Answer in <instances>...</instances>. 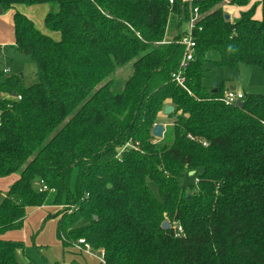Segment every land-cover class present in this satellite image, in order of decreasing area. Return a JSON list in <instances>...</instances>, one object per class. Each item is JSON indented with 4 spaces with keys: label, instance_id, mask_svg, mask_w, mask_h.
Returning a JSON list of instances; mask_svg holds the SVG:
<instances>
[{
    "label": "trees",
    "instance_id": "obj_1",
    "mask_svg": "<svg viewBox=\"0 0 264 264\" xmlns=\"http://www.w3.org/2000/svg\"><path fill=\"white\" fill-rule=\"evenodd\" d=\"M172 2L0 0L2 13L47 6L45 32L13 14L12 49L34 62L32 83L6 76L0 54V178L18 175L0 192V264H23L22 242L4 236L51 192L65 207L51 216L62 249L84 240L104 264H264V90L239 107L223 102V83L203 86L206 65L257 67L264 83V0L234 20L222 4L250 0ZM193 8L183 88L175 41ZM170 20L180 35L161 44ZM129 62L114 94L107 79ZM161 118L170 122L156 139ZM185 173L194 187L178 184Z\"/></svg>",
    "mask_w": 264,
    "mask_h": 264
},
{
    "label": "rangeland",
    "instance_id": "obj_2",
    "mask_svg": "<svg viewBox=\"0 0 264 264\" xmlns=\"http://www.w3.org/2000/svg\"><path fill=\"white\" fill-rule=\"evenodd\" d=\"M251 6L250 2L242 8L238 5H230L227 2L222 4L224 12L231 14L232 19H237L240 15V13L239 15L236 12L234 13L233 8L243 12L244 10H248ZM16 7L21 8L19 11L20 13H24L25 16H29V19L33 20V23L38 30L45 32L44 18L42 16L43 9L41 7ZM238 7L239 9H237ZM8 12L9 11H6L3 14L5 15ZM32 12L35 14H32ZM26 13H28V15ZM190 17V13H188V16H186L187 19L185 18L186 23H182L181 25L182 30L187 31L189 29ZM260 18L261 11L258 9L257 19ZM179 30L180 27L173 25L170 20L168 23L166 40L161 44H168L171 42L175 36L177 37L180 35ZM51 37L57 39L59 36L54 33L51 34ZM7 50L8 60H4L2 62V67H4L3 70L5 69L4 71H6L7 69H12L13 73H23L25 77V85H30L36 71L34 62L29 57L23 56L14 51L11 47H7ZM10 74L11 72L5 73L6 76ZM131 74L132 62H129L125 66L116 69L107 79L112 82V92L114 94H118L122 91L125 82L131 77ZM219 83H223L225 86L223 94L230 89H234L236 92H242V94H261L264 90L263 76L260 69L257 67L239 65L237 70H231L227 68L216 69L206 65L203 80V86L205 89L210 91ZM160 121L162 122L161 125L164 126L165 131L170 120L161 118ZM17 177L18 175L15 174L12 177L0 178V192L5 193L9 187V182ZM178 184L184 188H189L191 186L194 187L196 185V180L194 176H190L189 173H185L183 176L178 178ZM52 197L53 193L51 192L49 193L47 203L44 206L32 209L27 213L23 226L20 230L7 233L4 236L7 239L22 242L23 250L17 253V259L20 263L50 264L55 257L59 255L60 249H62L61 244H59L60 241L57 239L56 235L57 220L51 216L56 215L65 207L51 205ZM92 254L96 257H100V253L96 249H92ZM75 258L78 260V264H88L89 262L90 264H99L89 258L88 261H86V259L80 255L75 256ZM65 260L70 264H77L74 261H69L68 258H65Z\"/></svg>",
    "mask_w": 264,
    "mask_h": 264
},
{
    "label": "crops",
    "instance_id": "obj_3",
    "mask_svg": "<svg viewBox=\"0 0 264 264\" xmlns=\"http://www.w3.org/2000/svg\"><path fill=\"white\" fill-rule=\"evenodd\" d=\"M260 1L261 0H250V3H251V5H253V4H259ZM37 7H41L43 9L42 10L43 11L42 12V16L44 18L45 15L47 14V6L41 5V6H37ZM233 9H234L233 10L234 13L236 12V13H238V15H239V13L242 12L240 10L239 11L236 10L235 8H233ZM237 9H239V7ZM258 9H260V11H261V6L260 7H257L254 18L257 21H260L261 18L260 19H257ZM20 10H21V8L14 7L12 10H9V12L6 13L5 15L2 13L1 16H0V54H1V63L4 60H8V50H7V47H11L12 48L14 46L15 38H14L13 14H14L15 11H18L19 12ZM244 11H246V10H244ZM22 14H24V13H22ZM26 14L28 15V13H26ZM32 14H35V13L32 12ZM228 15L230 17L229 20H234V19H232V15L231 14H228ZM27 17L30 18L29 16H27ZM2 68H4V67H2ZM6 71H7V73L8 72H11V74L10 75H7V76H11V75H22V76H24V74L21 73V72L20 73H18V72L17 73H13L12 69H7ZM231 90H234V89H231ZM14 180L15 179H13L12 181H10L9 184H8V186H10L13 183ZM4 238H6V237H4ZM59 244H61V243H59ZM77 255H80V256L84 257L86 259V261H88V258H89V259L94 260V261L98 262L99 264H101L100 261H99V259H98L99 256L96 257L94 255L85 254L83 252L78 251L74 246H72L69 249H65V250L60 249L59 255H57L55 257V259L52 261V263H50V264H53V263L70 264L68 261L65 260V258H68L69 261H71V262L74 261V262H76L78 264V260L75 258V256H77ZM88 264H90V262Z\"/></svg>",
    "mask_w": 264,
    "mask_h": 264
},
{
    "label": "built area",
    "instance_id": "obj_4",
    "mask_svg": "<svg viewBox=\"0 0 264 264\" xmlns=\"http://www.w3.org/2000/svg\"><path fill=\"white\" fill-rule=\"evenodd\" d=\"M185 2L191 4L197 0H184ZM170 3H173L172 0H170ZM190 21H189V29L186 31L185 34H183L176 42V44L182 46L184 48V53L180 62V67L179 70L174 74L173 79L178 86L184 88L185 84V77H184V72L187 69L188 65L195 60V42L192 37V32L191 29L196 25L197 20L199 19V12L197 8H193L190 10ZM4 73H7V71H4ZM244 98V94L241 92H236L235 90H228L226 91L224 97H223V102L225 104H236L237 101H242ZM20 99V98H18ZM207 146V144H204ZM128 146V144L126 145ZM43 190L46 188L43 187ZM74 247L85 254L88 255H93L92 250L90 246L85 243L84 240H78L76 244H74ZM99 261L101 264H104L103 260V253H100V257H98Z\"/></svg>",
    "mask_w": 264,
    "mask_h": 264
},
{
    "label": "water",
    "instance_id": "obj_5",
    "mask_svg": "<svg viewBox=\"0 0 264 264\" xmlns=\"http://www.w3.org/2000/svg\"><path fill=\"white\" fill-rule=\"evenodd\" d=\"M1 14H2V9L0 8V15ZM229 18H230L229 15L226 13L224 15V19L225 20H229ZM213 92H215V90ZM236 105L239 106V107H241L242 106V103L240 101H237L236 102ZM172 112H173V107L170 106V105H167V106H165V108L163 110V115L168 116ZM163 133H164V126L163 125L158 124V125H155L154 126V128L152 130V136L154 138H157V139L162 138ZM192 174L193 173H190V176H192ZM108 188H110V186H108ZM168 228H169V224L167 222H165V223L162 224V229L167 230Z\"/></svg>",
    "mask_w": 264,
    "mask_h": 264
}]
</instances>
